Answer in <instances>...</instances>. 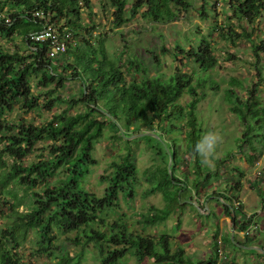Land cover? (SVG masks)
<instances>
[{
    "label": "trees",
    "instance_id": "1",
    "mask_svg": "<svg viewBox=\"0 0 264 264\" xmlns=\"http://www.w3.org/2000/svg\"><path fill=\"white\" fill-rule=\"evenodd\" d=\"M81 1L0 0V37L14 46L13 50H8L0 45V159L5 154L12 159L10 165L0 160V168H5L0 171V196L9 199L5 203L6 211L0 210V264H29L18 252L28 236H31L32 253L36 256L56 260L55 264H81L80 254L70 252L59 239L71 232L75 235L73 239L69 238L70 241L92 244L96 253L95 264H119L127 254L137 262L152 259L153 264H219V236L225 247L236 243L257 245L258 237L244 236L243 241L237 237L238 231H244L250 220V217L245 218L246 213L237 198L241 190L239 182L233 183L230 192L205 196L208 202L217 197L222 200L220 216H228L234 230L233 237L230 232L221 235L216 224L212 251L206 259L191 258L182 245L171 248L173 237L167 233L156 236L143 232V229L163 223L176 211L184 210L191 203L188 200L193 198L192 191L199 195L200 186L220 177V168L236 153L249 166H254L262 156L264 102L257 96L256 87L264 86V75L257 67L260 54L264 53V37L259 45L252 46L259 80L244 96L238 92L243 84L235 79L221 93L222 100L243 129L235 139L236 149L225 151L215 159V167L208 170L194 146L203 136L196 114L197 105L206 97L207 88L218 90L217 81L209 73L218 64L210 42L199 37L189 46L176 44L174 61L181 66H190L191 70L177 68L170 74L156 72L149 75L145 69L143 75L130 81L125 80L120 59L107 51L102 40H98L97 46L88 38L84 40V46L73 47L68 43L67 51L56 58V62L47 55L48 41H33L29 35L41 31L48 20L58 26L60 36L68 35V39L70 36L74 39L87 37L93 27L87 28L86 23L81 22ZM84 1L88 6V1ZM196 1L109 0L113 7L112 26L120 27L137 15L156 24L176 21ZM198 1L197 12L203 18L209 17V11L220 2ZM226 7L224 14L228 24L225 26L228 29L222 37L232 43L238 38L252 40L254 31H258V22L264 16V0H226ZM38 10L44 12V19L34 16ZM235 23L239 24V31L235 29ZM247 26L251 27L250 31ZM220 29L224 30L223 27ZM17 41L24 50L14 44ZM161 48L163 53L169 52L163 45ZM232 57L233 53L227 52L225 61ZM153 60L159 65L156 55ZM136 71L140 72L139 67ZM75 80L82 87L78 97H63L61 90L65 84ZM33 88L39 93L36 94ZM185 95L189 99L181 104L180 99ZM62 103L66 105L64 108L59 107ZM78 104L82 108L73 110ZM15 105L25 113L56 110L46 123L36 125L23 118H6ZM106 128L112 129L115 136L126 143V137L141 128L159 130L166 135L181 131L184 150L192 157L193 177L189 181L187 174L184 176L187 181H181L177 174L180 162L177 138L172 137L168 143L159 137L160 140L143 135L147 141H154L155 146L150 147L162 163L143 171L148 187L142 194L160 193L163 205H150L140 214L141 231L132 229L121 216L114 219L109 216L120 200L129 202L135 196L138 170L130 152L110 164L109 173L102 177L107 183L102 195L89 191L84 185L90 166L96 162L92 155L94 145ZM45 139L51 142L49 156L38 162L24 161V156L33 151L35 144ZM165 145H170L172 150L167 152ZM244 145L249 153L243 149ZM234 170L242 175L240 169ZM259 189L258 195L263 200L264 186ZM19 190L22 193L19 194ZM216 201L220 203L218 199ZM234 201L239 203L237 208ZM206 216L219 217L212 207ZM260 248L264 250V245ZM258 254L264 256V253Z\"/></svg>",
    "mask_w": 264,
    "mask_h": 264
},
{
    "label": "rangeland",
    "instance_id": "2",
    "mask_svg": "<svg viewBox=\"0 0 264 264\" xmlns=\"http://www.w3.org/2000/svg\"><path fill=\"white\" fill-rule=\"evenodd\" d=\"M87 1L88 6H86L84 0L79 3L82 7L81 22L86 23L87 28L92 26L93 29L85 38L80 36L74 39L70 36L67 43H69V46L73 47L84 46V40L88 38L90 43L97 46L98 40H102L107 51L113 57L120 59L121 68L124 72L126 81L139 78L144 74L143 71L145 69L146 73L149 75L156 72L170 74L177 68L183 71L191 70L192 68L190 66H181L178 62L174 61L173 54L176 52V44L179 42L185 46H189L190 43H196L199 37H205L210 42V45L213 47V53L218 60V64L211 69L209 73L210 76L217 81L218 86L216 88L218 90L206 89V97L198 103L196 114L198 122L203 129V136L207 133H213L219 137V140L211 154H200V158L202 164L207 166L208 170H211L215 167L214 162L217 157L223 155L227 150L231 149L234 151L236 149L235 139L237 136L241 135L243 127L236 116L229 110L228 104L222 100L221 93L229 86L231 80L235 79L243 84V88H238V92L241 96H244L247 91L253 87V84L259 80L257 76L258 71L254 66L257 60L252 52V46L259 45L260 39L264 37V16L257 24L258 31H254L252 40L249 38H238L232 43L230 40L222 37V33L225 35L228 29L227 26H225L228 22H226L227 18L224 14L227 8L226 0H220L219 3H215L216 8L209 11L210 15L207 18H203L198 14L197 9L200 4L197 0L194 6L189 9L182 18L176 21L156 24L145 21L137 15L134 19L130 20V22L120 27L112 26L113 7L109 3V0ZM234 25L235 29L239 31V24L235 23ZM221 27L224 28L223 31H221ZM250 30L251 27L247 26V31ZM80 33H83V30L79 32V35ZM14 44L24 50L20 41ZM0 45L8 50H13L14 47L13 44L5 41L2 37H0ZM162 45L168 49L169 52L163 53L161 51ZM227 52H232L234 55L229 61H225ZM155 55L156 58L158 57L159 65L153 60L155 59ZM130 61H133V63L130 64ZM138 63L140 65H137ZM128 67L131 69H128ZM137 67L140 69L138 73L136 71ZM257 67H259L261 74L264 75V53L260 54ZM81 88V84L78 80L67 82L61 90V95L65 98H76L80 94ZM33 90L36 94L39 93L37 88H33ZM256 94L261 101L264 102V86H257ZM188 99L189 96L185 95L180 99V103L185 104ZM39 100L45 103L43 98H39ZM65 106L64 103L59 105L61 108ZM81 108L82 105L78 104L73 110H79ZM55 110L56 108L49 111L41 109L25 113L19 105H15L14 109L6 114V118L9 120H19L23 118L38 125L46 123ZM138 132H146V130L145 128H141L137 133ZM151 132L157 133L158 137L165 142L171 141L172 137L177 138V153L180 159L177 167V174L181 181H187L184 176L188 174L190 181L193 177V161L192 157L184 150L185 145L182 132H173L169 135L159 130ZM158 137L156 138L159 139ZM126 140L128 141L127 143L118 139L110 128L104 130L102 137L99 138L98 142L94 145L92 155L96 162L90 166L88 175L84 179V185L89 191L97 195H102L107 184L102 177L109 173L110 164L112 161L118 160L127 151L130 152L138 170L135 196L133 200L129 202L123 199L120 200L119 206L116 207L114 212L110 213L109 216L111 219L121 216L131 225L132 229L141 231L142 225L139 222L140 214L145 212L150 205L156 207H161L163 205L160 193L143 196V191L148 187L143 177V171L150 166L161 164L162 162L155 156L150 147L152 144L154 145V141H147L143 136L133 138L126 137ZM50 143L48 139L37 142L33 151L24 156L23 160L28 163L38 162L48 157ZM1 147L2 143L0 142V149ZM164 148L167 152L172 150L170 145H165ZM243 149L249 153L246 145L243 146ZM0 160L4 161L7 165L12 163L11 157L6 154L3 155ZM244 162L245 160L241 155L236 153L226 165L220 168V177L212 179L207 184L200 186L199 195L192 191L193 198L188 200L191 203H188L184 210L176 211L163 223L155 226H146L143 232L156 236L167 233L173 237L171 248H175V245H182L186 254L191 258L198 260L208 258L212 251L213 234L216 229V224L218 225L219 233L221 235H226L230 232L231 219L226 216L228 220H224L222 216H220L222 200L219 197L211 198L210 202H208L209 199H205V196L207 194H224L225 191L230 192V187L235 182L241 183L240 192L243 186H245V190L255 189L256 191H260V186H264V149L262 156L254 166L246 164L247 166L244 168ZM234 168L240 169L242 175L236 173ZM3 170H5L4 167L0 168V171ZM20 190L19 194L22 193ZM259 191H257V193ZM240 192L237 194L239 200ZM217 199L220 203L216 201ZM8 200L7 197L0 196V210L6 211L5 203H7ZM206 201L208 202V207H212L218 214L219 217L217 219L213 216H206L208 212L203 209ZM259 203V221L264 225V216H262L263 213H261L264 211V199H260ZM197 207L200 209L199 212L196 209ZM23 208L24 207H20V209ZM253 215L255 216V214ZM253 215H251L250 220L254 217ZM74 235L75 233L71 232L61 236L59 239L65 243V248L70 252L80 254L81 264H95L96 253L92 244L88 243L81 245L78 242L70 241L69 238L73 239ZM257 235H259L257 244L264 245V232H259ZM237 237L239 241H243L241 234H238ZM217 239L219 240L221 237L219 236ZM222 250L226 258H220L221 261H218L219 264H264V256L258 254V252H264V250L260 248H258L257 251L255 248L247 250L237 245H226V247H222ZM18 252L29 264L56 263V260L44 256H36L32 253L31 236H28L25 242L20 245ZM119 264H153V261L147 258L143 262H137L133 256L127 254Z\"/></svg>",
    "mask_w": 264,
    "mask_h": 264
},
{
    "label": "built area",
    "instance_id": "3",
    "mask_svg": "<svg viewBox=\"0 0 264 264\" xmlns=\"http://www.w3.org/2000/svg\"><path fill=\"white\" fill-rule=\"evenodd\" d=\"M34 16L38 18H45V14L42 10L34 12ZM8 21V18L6 19ZM29 38L33 41H48L47 55L50 59L55 60L61 55H64L67 51V41L68 35L60 36L58 26H55L53 23H50L48 20H45L43 29L36 33H31ZM235 208L239 206L238 202H233ZM255 213H247L246 219L251 217ZM260 215V211H256V216ZM254 216V215H253ZM264 231V225L260 221L255 220V216L249 220L243 234L252 236L259 232ZM218 247L217 252L220 258H225V255L222 250V243L220 240L217 241Z\"/></svg>",
    "mask_w": 264,
    "mask_h": 264
},
{
    "label": "crops",
    "instance_id": "4",
    "mask_svg": "<svg viewBox=\"0 0 264 264\" xmlns=\"http://www.w3.org/2000/svg\"><path fill=\"white\" fill-rule=\"evenodd\" d=\"M247 165H246V163L244 162V165H243V167L245 168ZM248 183V182H247ZM244 189V190H243ZM243 189H242V191L240 192V195H239V198H240V203H241V206H242V210L243 211H245V213L247 212V213H255V217H256V221H259V217L260 216H256V211H260V209H259V206H260V203H259V196H258V193H257V191L254 189V190H245V186H243ZM238 196V195H237ZM238 198V197H237ZM208 203V202H207ZM204 204V203H203ZM197 209V208H196ZM203 209L205 210V211H207L208 213H209V207H208V209L205 207V204H204V206H203ZM198 210V212H199V208L197 209ZM261 213H263L262 214V216H264V211L263 212H261ZM222 219H224V220H228V218L226 217V216H222ZM231 222V221H230ZM231 226H232V224H231ZM243 232L244 231H238V233L237 234H241L242 235V237H244V235H243ZM264 232V231H263ZM230 233H231V236L233 237L234 236V230H233V228H230ZM247 237H250V236H247ZM251 237H259V235H257V234H255V235H253V236H251ZM260 240V239H259ZM259 242V241H258ZM235 245H242V244H235ZM244 246H249V245H244ZM252 246H254V245H252ZM255 249L257 250L258 248H260V245L259 244H257V246L255 245ZM261 249V248H260ZM248 250V249H247ZM258 251V250H257ZM264 253V252H263Z\"/></svg>",
    "mask_w": 264,
    "mask_h": 264
},
{
    "label": "clouds",
    "instance_id": "5",
    "mask_svg": "<svg viewBox=\"0 0 264 264\" xmlns=\"http://www.w3.org/2000/svg\"><path fill=\"white\" fill-rule=\"evenodd\" d=\"M218 140L219 137L216 134L207 133L195 144L194 151L201 155L205 153L211 154Z\"/></svg>",
    "mask_w": 264,
    "mask_h": 264
},
{
    "label": "water",
    "instance_id": "6",
    "mask_svg": "<svg viewBox=\"0 0 264 264\" xmlns=\"http://www.w3.org/2000/svg\"><path fill=\"white\" fill-rule=\"evenodd\" d=\"M107 115V117L109 116L107 113H105ZM144 134H148V135H152V136H156L158 137L157 134H155L154 132H151V131H146V132H139V133H135V134H132L130 137H127V138H133V137H137V136H143ZM171 162L169 161L168 162V168L170 166ZM205 207L208 209V204H207V201L205 202ZM242 247H245L247 249H254L256 248L255 246H252V245H249V246H243L241 245Z\"/></svg>",
    "mask_w": 264,
    "mask_h": 264
},
{
    "label": "bare ground",
    "instance_id": "7",
    "mask_svg": "<svg viewBox=\"0 0 264 264\" xmlns=\"http://www.w3.org/2000/svg\"><path fill=\"white\" fill-rule=\"evenodd\" d=\"M197 209H198V207H197ZM247 214V213H246ZM244 235V234H243ZM244 236H248V235H244ZM220 241H221V239H219ZM217 241H218V239H217ZM221 243H222V241H221ZM238 246H240V247H242L241 245H238ZM244 246V245H243ZM217 247H218V243H217ZM222 247H224L223 246V244H222ZM243 248H245V247H243ZM247 249V248H246ZM218 253V252H217ZM218 258H219V260L218 261H221V259H220V257H219V255H218ZM225 258H226V255H225ZM224 258V259H225Z\"/></svg>",
    "mask_w": 264,
    "mask_h": 264
}]
</instances>
